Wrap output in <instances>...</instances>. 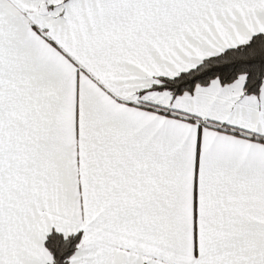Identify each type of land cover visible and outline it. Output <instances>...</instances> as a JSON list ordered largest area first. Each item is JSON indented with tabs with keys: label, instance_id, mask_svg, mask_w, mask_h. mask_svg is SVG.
Returning <instances> with one entry per match:
<instances>
[{
	"label": "snow or ice",
	"instance_id": "1",
	"mask_svg": "<svg viewBox=\"0 0 264 264\" xmlns=\"http://www.w3.org/2000/svg\"><path fill=\"white\" fill-rule=\"evenodd\" d=\"M0 264H264V0H0Z\"/></svg>",
	"mask_w": 264,
	"mask_h": 264
}]
</instances>
